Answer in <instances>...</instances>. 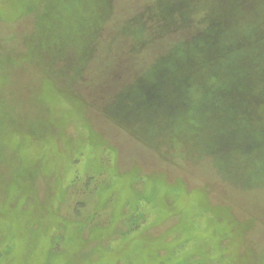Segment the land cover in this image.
Wrapping results in <instances>:
<instances>
[{
  "label": "rangeland",
  "instance_id": "1",
  "mask_svg": "<svg viewBox=\"0 0 264 264\" xmlns=\"http://www.w3.org/2000/svg\"><path fill=\"white\" fill-rule=\"evenodd\" d=\"M0 264H264V0H0Z\"/></svg>",
  "mask_w": 264,
  "mask_h": 264
}]
</instances>
